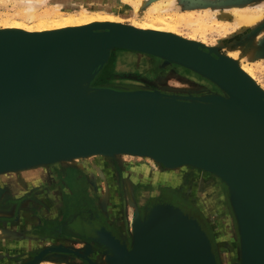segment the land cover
Returning <instances> with one entry per match:
<instances>
[{"label": "bare ground", "instance_id": "obj_1", "mask_svg": "<svg viewBox=\"0 0 264 264\" xmlns=\"http://www.w3.org/2000/svg\"><path fill=\"white\" fill-rule=\"evenodd\" d=\"M225 1L202 0L203 4L206 2L213 3L217 7H198L193 5L196 2L192 3L190 0H93L86 4H78L70 12H64L62 4L55 0H0V4L4 8V11L0 12V59L6 61L11 70H15L18 66L21 49L10 45L11 42L8 41L10 38L54 39L86 31L94 32L100 29L118 31L125 29L126 31L142 35L161 36V38L165 37L174 41L181 39L184 42L198 44L203 47L204 50L202 51L211 55L214 60L217 59L222 64L224 61L227 62L240 81L245 85L248 84L256 88L260 97L264 100V89L260 86L255 72V66L264 65V0H241L242 3H240V0H232L231 3H226ZM97 8L99 10H96ZM130 13L136 14L139 18L143 16V18L141 20L131 18V22L126 24L122 16ZM156 33H161V35H156ZM209 33L223 34L221 42L217 40L216 43H210ZM227 35H230V37L225 38ZM220 45H233L234 47L230 48L234 50L229 51L224 56L220 55L221 57L218 59L212 52H216ZM100 47L72 46L62 51L57 61L60 62L63 59L62 63L64 67H71L73 70L80 71L83 75L96 65L98 48ZM55 49L56 47L52 49V52ZM79 49L82 51L79 52ZM112 49L132 51L138 55L153 58L155 62L149 58L153 61V64L141 69L146 73H150L156 62L160 61L164 66L172 64L198 74L204 78L207 86H198L195 84L196 82H193V84L183 82L185 85L189 84L193 86L192 89L186 87L187 90H185L183 88L161 87L160 84L157 86L154 84L155 87H150L152 85L140 86L118 82L111 85L105 84L101 88L121 93L143 90L147 91L146 94H150V91H158L163 96L181 98L178 100L185 103L190 101L184 100L188 97L198 100L202 97L208 98V96L219 97L223 100L224 98L222 97H225L233 104V97L226 88V86H229L232 91H236L237 96L240 95L243 99L246 97L245 101L243 100L240 103V106L245 107V105H250L249 98L247 97L248 94L244 92V88L240 85L237 86L234 82V84L225 83L226 86H224L215 77L209 75L215 74L221 80H228L219 64H212L202 57L199 58L197 64L199 63L198 65L203 67V71L189 65L187 66L191 67V69L183 67L177 64V61L158 57L148 52L119 47ZM45 52L48 53V50H45ZM240 53L243 54V58L246 59H244L245 61L241 59ZM57 61L56 65L58 64ZM135 64L136 66L138 65L137 62ZM138 70L136 68L134 72H138ZM204 70H207L209 74H206ZM73 89L75 95L80 96L84 93L81 87ZM235 107L237 112L243 114L239 107ZM240 128L241 131L234 134V136H230L231 139L249 148L256 147L262 135L259 126L252 121H245ZM225 138L227 139L228 137ZM176 140L184 141L187 138L182 137ZM117 148L122 150L127 149L110 146L69 152L26 163L0 165V171L3 170L0 172V186H10V183H13L15 179H19L18 182L23 188L26 187L27 183L40 182L42 178H46L45 180L51 183L53 175L57 176L55 184L62 182L67 185L69 170L65 166L77 165L86 171L88 173L87 178L89 179L87 182L92 186L97 195L98 206L104 211V218L110 222V224H106L103 223V220V222L98 221L94 215H91L96 214L95 211L80 213V215H84L77 217L75 221V232L84 235L85 238L101 247V253H97L94 257L95 264H102L101 262H105L109 257L111 258V253L116 252L117 244L119 246H126L127 248L125 249L130 250L134 246V241L138 242L142 239L148 242V250L139 256L134 254L135 258L130 257L129 261L124 260L122 256L116 257L118 263L250 264V251L245 245L247 226L242 221L238 206H236L238 198L235 195V191L239 185L234 179L239 175L237 176L226 171H220V173L211 166H202L190 160L180 166L178 164L180 157L177 149L167 152L161 148L149 149L145 152L136 150L133 153L120 152L121 155L130 158V160L137 161L140 158H145L151 162L153 164L151 166L153 168L151 176L148 175L147 169L137 170L135 165H132V168H130L116 164L119 167L116 169L113 168L114 166L111 163L112 159L119 157L118 153H115L116 150H119ZM85 162L90 163L91 167L89 170L86 168L88 166L84 165ZM250 165L258 166L262 173H259L260 185L258 189L253 192L249 189L247 191L254 193L262 199L264 196V166L260 164ZM43 169L48 171V173ZM138 176L149 179L150 183H157L165 187L167 194L154 196L151 192H143V199L147 202L149 201L148 213L154 214L156 221L160 220L155 223L159 225H156L158 228L154 226L142 227L140 222L143 219L140 217L139 211H134V217L132 216L130 220V231L128 230L129 233H126L127 230L125 232L122 231L121 223L115 217L120 212L119 197H122L120 193H116V191L118 192L116 179H119V184L120 180H122L121 188L123 189L125 199L132 206V204L134 205V194L132 191L138 186V184L133 185V179L135 180ZM214 180H216L217 185H215ZM81 187L83 188L84 186ZM52 192L57 193L58 191ZM181 193L184 195V198L182 196L184 201H181L177 196ZM51 194V191H47L39 197V202L43 209L48 207L47 204L53 206L55 203L56 207L59 204L58 200L54 196L52 197ZM244 200L241 207L246 210L249 219H251L250 222L261 241V243L257 244V248L262 251L264 250V199L260 201L261 203H258L260 207ZM184 202L189 203L190 207L187 208L185 205H181ZM109 214L113 215L112 220L109 218ZM17 222V226H24L28 223L24 216L17 219ZM219 224L221 227L223 225L226 230V238L224 240L217 239L216 235L212 232L215 226ZM166 226L173 229L170 235L166 233ZM11 230L12 228L9 226H0V236H12L9 234ZM14 239L18 238L15 237ZM15 241L19 247H16V250H26L28 252L36 246V241L34 244L28 243L29 245H24L25 243L19 244L21 240ZM218 243L220 247L225 246L228 249L230 257L224 259L218 256ZM50 244L52 243H48V246L42 250L45 254L41 257L46 258V255L50 252L62 253L65 249L62 247L64 245L58 244L52 247ZM4 246V242L0 240V248H4ZM27 252L22 255L21 259L12 261L11 264L34 263L36 255L31 257ZM120 253L129 256L125 251ZM48 257L51 258L40 262L39 259L37 264H67L69 262L68 257L63 254L60 256L53 254V256ZM112 258L114 257L112 256ZM260 259L259 264H264V255ZM53 261L55 263H52Z\"/></svg>", "mask_w": 264, "mask_h": 264}, {"label": "water", "instance_id": "obj_2", "mask_svg": "<svg viewBox=\"0 0 264 264\" xmlns=\"http://www.w3.org/2000/svg\"><path fill=\"white\" fill-rule=\"evenodd\" d=\"M8 41L21 51L15 70L0 59V165L26 163L110 146L127 148H117L119 150L115 153L118 154L124 151L133 153L134 150L145 152L154 148L167 152L177 149L180 166L190 160L202 166H211L217 172L239 175L234 179L239 185L235 191L238 198L235 204L247 226L245 245L250 251L249 263L259 264L264 250L257 248L261 241L241 205L245 199V202L258 206L264 199V196L261 199L252 193L260 185L259 173L262 171L258 166L250 165L264 166V100L256 88L240 81L227 62L222 64L214 60L198 44L142 35L125 29H100L54 39L10 38ZM77 45L101 46L96 65L83 75L71 67H64L63 59L57 61L62 51ZM55 47L58 51L52 52ZM116 47L148 52L177 61L183 67L191 69L189 66H192L202 71L203 67L197 64L201 57L212 64H219L228 80H221L207 70H204L205 73L224 86L225 83L242 86L250 105L240 106L246 97L237 96L229 86L226 88L233 97V104L225 97H222L224 100L214 96L199 100L188 97L183 99L191 103H185L178 100L181 98L163 96L158 91H150V94L143 90L121 93L93 87L112 48ZM214 55L218 59L221 57L218 52ZM76 87H81L84 93L75 95L73 88ZM235 106L243 114L237 112ZM245 121L256 123L262 132L256 147L249 148L230 137L241 131L240 126ZM182 137L187 140H176ZM154 220L155 215L149 213L140 225L157 227L155 223L160 220ZM165 229L169 235L173 232L172 227L166 226ZM116 247V252L111 253L114 258L111 256L112 259L105 260L107 264H120L116 257L121 256L129 261L130 257L135 258L134 254L139 256L146 252L149 245L142 239L134 241L130 250L118 244ZM124 251L129 256L120 253ZM44 254L42 251L30 264H37L39 259L40 262Z\"/></svg>", "mask_w": 264, "mask_h": 264}, {"label": "rangeland", "instance_id": "obj_3", "mask_svg": "<svg viewBox=\"0 0 264 264\" xmlns=\"http://www.w3.org/2000/svg\"><path fill=\"white\" fill-rule=\"evenodd\" d=\"M55 1H58L59 3L62 4L64 12H70V11H72V8L75 9V7L78 4H83V3L86 4L87 2H90L93 0H55ZM190 1H192V3L196 2V4L193 3V5L198 6V7L199 6L217 7L216 5L214 6L213 3L206 2L205 4H203L202 0H199V1L198 0H190ZM225 2L231 3L232 0H226ZM71 4H72V6H71ZM211 5H213V6H211ZM2 10L4 11V8H3V5L0 4V12H3ZM96 10H99V8H97ZM11 12H13V11H11ZM120 16H122V15H120ZM124 16H122V17H123V19H125L124 22L126 24H129L131 22V18L132 19L135 18L137 20H141L143 18V16H142V18H139V16H137L134 13H130V14L124 15ZM156 35H161V33H156ZM208 35L210 37L209 38L210 43H213V42L216 43L217 40H219L221 42V36H223V34L221 35L220 33H212V34L209 33ZM229 37H230V35H227V37H225V38H229ZM227 41H228V39H227ZM218 47L219 48L215 53L218 52L219 55H221V56H224L229 51L234 50V49L230 48V47H234L233 45L232 46L220 45ZM233 52H235V51H233ZM212 53L214 54V52H212ZM240 54L242 56L241 59L243 61H245L246 59L243 58V54L242 53H240ZM149 58H151V57L138 55L132 51L130 52V51H126V50H124V51L123 50H112L110 52L109 60L104 65V67H103L102 71L100 72V74L98 75L96 81L93 83V87L101 88L102 86H105V84L111 85V84H115L118 82H120V83L126 82L127 84H133V85L142 83V84L152 85L154 87H155V85L157 86L160 84L161 87H173V88L175 87L177 89L183 88L185 90H187L186 87L192 89L193 86L189 85V84L185 85L183 82L192 83V84H193V82L194 83L196 82L195 84L198 86H201V85L207 86L204 78L199 76L198 74L192 73L185 68H182V67H179L176 65H172V64L164 66L160 61L156 62V64L152 68L153 70L150 73H146L141 69H143L147 65L153 64L154 59L151 58L153 60L152 61ZM118 59H119V61H118ZM128 59H129V61H128ZM136 62L138 63L137 66L135 64ZM130 63H131V65H130ZM132 63H133V65H132ZM136 68L139 69L138 72H134V69L136 70ZM255 72L257 75V79L260 83V86H262L264 89V65L263 66H259V65L255 66ZM118 155H119L118 158L112 159L111 164H113V166H114L113 168H116V169L119 168L117 165H119V166L123 165L125 167L132 168L131 166L135 165V168L137 170L138 169H147L148 175L151 176V173L153 170V168L151 166L153 164L151 162L147 161V159H145V158L141 159L140 158L136 161V160H132V159L130 160V158L123 156L121 154H118ZM91 160H94V159H91ZM84 165L88 166V167H86L87 170H89L91 167L89 162H85ZM65 168L67 170H69L68 171V174H69L68 179L69 180H68V184L66 186L69 189H72L71 191L68 188H66V190H65V187L64 188L62 187L63 190L57 189L55 187V177L52 175L51 176L53 179H52L51 183H49L50 181L45 180L46 178H42L40 180V182L38 181V182H34V183H27L26 187L23 188L20 185V183L18 182L19 179H15V181H13V183H10V187H11V189L13 188V190H11L8 187H1L0 186L1 187L0 188V197H1L0 198V226L4 225L5 227L9 226L10 228H12L11 232L9 233L12 236H8V235L7 236H0V240H2L5 244L4 248H0V264L1 263L2 264H9V263L11 264L12 261H17V260L21 259L22 255L26 254V252H27L26 250H16L15 249L16 247L19 248L15 240H21L19 242V244L25 243L24 245H29L30 243L34 244L36 241V243H35L36 246L31 248V250H29L27 252L31 257L33 255H36V256L39 255L42 251L39 252L40 250L38 251V249H40V248L44 249L45 247L48 246V243H52V244H50V245H52V247H54L55 245H58V244L64 245L62 247H64L65 248L64 250H66V251H63L62 253L50 252L46 255V258L41 257V261L47 260L49 258L48 256H53V254L54 255L58 254V256L63 254V255H66L68 257L69 262H67V264H83V263L89 264L90 262L95 264L94 257L97 255V253H101V247L99 245H97L96 243H94L93 241L85 238L84 235H82L80 233H76L75 229H74L75 221L77 220V217L84 215V214L80 215V213H83L86 211H89L91 213L92 211L93 212L95 211L96 214H91V215H94L98 221H100V222L104 221L103 223H106V224H108V223L110 224V222L104 218V216H103L104 211H102L99 208L98 203H97V195L94 192V189L92 188V186L87 182L89 180L87 178L88 173L86 171L82 170V168L77 166V165H70V166L67 165V166H65ZM179 169H181V168H179ZM43 170H45V169H43ZM41 171H42V169H41ZM46 173H48V172L46 171ZM146 177H148V176H146ZM116 182H117L116 187L118 190V192L116 191V193H120L123 198L119 197V199H120L119 211L120 212L115 217H116V219L118 218L117 220H119V222L121 223L122 231L125 232L127 230L126 233H129V231H130V220H131L132 216L134 215L133 214L134 211H139V213H140L139 215L143 220H144L145 216L147 214H149L148 213L149 201L147 202L146 200L143 199V192L147 191V192H151L152 194H154V196H159L161 194H167L166 193L167 191L165 190V187L161 186L160 184L150 183L149 179L142 178V176H138V177H136L135 180L133 179V185L138 184V186L135 187L134 188L135 190L133 189V191H132L134 194L133 203L135 206L133 204L131 206V204H129L128 201L125 199V195L122 191L123 190L121 188L122 180H120V184H119V179H116ZM79 185H80V187H79ZM46 186L48 187V189ZM81 186H84V187L82 188ZM4 188H6V189H4ZM55 189L58 190L57 193L52 192V191H55ZM12 191L13 192L15 191L16 194H13ZM21 191H23V192H21ZM47 191H51V193H52L51 196L52 197L54 196V198H56L58 200L57 202L59 204H57V207L59 210H57L55 203H54L55 205L53 204V206H49L47 204L48 207H46V209H43V207H41L40 202H39V200H40L39 197L42 196L43 194H45ZM62 191H64V192H62ZM84 193L86 194V196ZM172 195H174V194H172ZM179 196H181L180 198L182 200H184L183 199L184 198L183 193L179 194ZM182 196H183V198H182ZM86 197H88V198H86ZM149 200H150V198H149ZM91 204H93V205H91ZM181 205H185L187 208L190 207L189 203L187 204L185 202L182 203ZM69 207L73 209V212L70 211L72 209H69ZM60 209H61V212H60ZM126 211L128 214L126 213ZM85 215H87V214H85ZM22 216L26 217V220L28 221V223L24 226L23 225L17 226L18 222L16 223V221H17V219L21 218ZM109 218H111V220H112L113 215L109 214ZM39 231H42V232H39ZM56 231H58V234L54 233ZM65 232H68L70 234L67 235V233L65 234ZM212 232L214 235H216L217 239H219V240H224L226 238V233H225L226 230L223 227V225H222V227L220 224L218 226H215V228L212 230ZM13 236H14V238L16 237L18 239H14ZM24 245H21V246H24ZM70 246H71V248H70ZM87 248L89 249V251ZM218 248H219L218 256H221L224 259L226 257L227 258L230 257L229 251L225 246L220 247V244L218 243ZM35 250H36V252H34V254L32 255L31 251H35ZM52 263H55V262L53 261ZM101 263L103 264L106 262L103 261Z\"/></svg>", "mask_w": 264, "mask_h": 264}, {"label": "flooded vegetation", "instance_id": "obj_4", "mask_svg": "<svg viewBox=\"0 0 264 264\" xmlns=\"http://www.w3.org/2000/svg\"><path fill=\"white\" fill-rule=\"evenodd\" d=\"M151 71H152V70H151ZM137 85H140V86H148V84H142V83H141V84H137ZM150 87H154V86H150ZM47 172H48V171H47ZM53 176H54V175H53ZM54 177H55V180H56V177H57V176H54ZM214 183H215V185H217V184H216V183H217L216 180H214ZM60 184H61V185H60ZM60 184L56 183V184H55V187L58 188V189H62V190H63L64 187H65V190H66V188H68V187L66 186V184H64V183H62V182H61ZM59 185H60V186H59ZM2 187H8V188L11 189V187H10V186H7V185H2ZM62 187H63V188H62ZM68 189H69V188H68ZM11 190H12V189H11ZM55 190H56V189H55ZM69 190L71 191L72 189H69ZM56 191H58V190H56ZM63 192H64V191H63ZM12 193H13V194H16V193L13 192V191H12ZM177 196H178V198H180L179 195H177ZM180 200H181V201H184V200H182L181 198H180ZM60 208H61V207H60ZM69 209H72V208L69 207ZM57 210H59L58 207H57ZM70 211L73 212V209L70 210ZM60 212H61V209H60ZM1 223H2V222H1ZM42 231H43V230H42ZM42 231H39V232H42ZM54 233H55V234H58V231H56V232H54ZM66 233H67V235L70 234V233H68V232H65V234H66ZM39 250H40V251H39ZM42 250H43L42 248L38 249L39 252H41ZM34 252H36V250H35V251H31V254L33 255Z\"/></svg>", "mask_w": 264, "mask_h": 264}]
</instances>
